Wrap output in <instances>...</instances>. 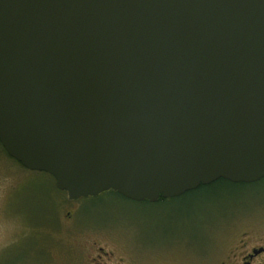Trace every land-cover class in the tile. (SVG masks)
I'll use <instances>...</instances> for the list:
<instances>
[{"label": "water", "instance_id": "water-1", "mask_svg": "<svg viewBox=\"0 0 264 264\" xmlns=\"http://www.w3.org/2000/svg\"><path fill=\"white\" fill-rule=\"evenodd\" d=\"M0 141L69 199L264 177V0H0Z\"/></svg>", "mask_w": 264, "mask_h": 264}, {"label": "rangeland", "instance_id": "rangeland-1", "mask_svg": "<svg viewBox=\"0 0 264 264\" xmlns=\"http://www.w3.org/2000/svg\"><path fill=\"white\" fill-rule=\"evenodd\" d=\"M245 231L264 233V177L157 201L114 190L71 200L50 173L25 167L0 142V264H84L93 240L126 248L139 264H218Z\"/></svg>", "mask_w": 264, "mask_h": 264}, {"label": "flooded vegetation", "instance_id": "flooded-vegetation-1", "mask_svg": "<svg viewBox=\"0 0 264 264\" xmlns=\"http://www.w3.org/2000/svg\"><path fill=\"white\" fill-rule=\"evenodd\" d=\"M198 188V187H197ZM98 196V195H94ZM89 197V196H88ZM167 198V197H160ZM130 199V198H129ZM158 199V200H159ZM77 200V199H73ZM66 217L70 221L80 224L78 217L68 211ZM85 224H93L94 220L84 219ZM98 240H93L84 251V264H137V257L126 248L118 249L108 247ZM139 264V263H138ZM218 264H264V233L245 231L241 234L235 246L222 258Z\"/></svg>", "mask_w": 264, "mask_h": 264}, {"label": "trees", "instance_id": "trees-1", "mask_svg": "<svg viewBox=\"0 0 264 264\" xmlns=\"http://www.w3.org/2000/svg\"><path fill=\"white\" fill-rule=\"evenodd\" d=\"M1 142V141H0ZM220 180H226V179H219V180H217V181H220ZM217 181H215V182H217ZM227 181H229V180H227ZM231 182V181H230Z\"/></svg>", "mask_w": 264, "mask_h": 264}]
</instances>
